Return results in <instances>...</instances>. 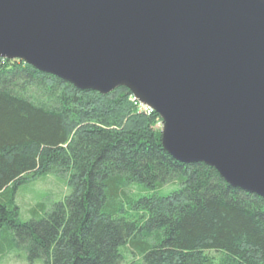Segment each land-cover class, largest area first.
<instances>
[{
    "label": "trees",
    "instance_id": "16d2710c",
    "mask_svg": "<svg viewBox=\"0 0 264 264\" xmlns=\"http://www.w3.org/2000/svg\"><path fill=\"white\" fill-rule=\"evenodd\" d=\"M160 126L125 88L80 91L0 59V258L126 264L122 248L132 264H264V200L173 161ZM51 172L69 195L21 222L18 186Z\"/></svg>",
    "mask_w": 264,
    "mask_h": 264
},
{
    "label": "water",
    "instance_id": "95a60500",
    "mask_svg": "<svg viewBox=\"0 0 264 264\" xmlns=\"http://www.w3.org/2000/svg\"><path fill=\"white\" fill-rule=\"evenodd\" d=\"M0 59L127 89L173 161L264 200V0H0Z\"/></svg>",
    "mask_w": 264,
    "mask_h": 264
},
{
    "label": "rangeland",
    "instance_id": "374dc122",
    "mask_svg": "<svg viewBox=\"0 0 264 264\" xmlns=\"http://www.w3.org/2000/svg\"><path fill=\"white\" fill-rule=\"evenodd\" d=\"M161 127V126H160ZM138 186V185H137ZM175 185H165L160 189H157L161 195H165L170 191L176 189ZM134 192L137 189L133 188ZM144 194H150L148 191H144ZM70 193V189L67 185V178L63 177L55 172L48 173L46 175H40L34 180L28 181L18 186L15 192V204L18 208V217L21 222L31 220L34 216H41L43 213L48 212L54 203L62 201ZM121 252L125 256L126 264H132L134 258L129 255L122 248ZM0 264H43L41 261L30 263L26 254L19 250H13L6 254Z\"/></svg>",
    "mask_w": 264,
    "mask_h": 264
},
{
    "label": "built area",
    "instance_id": "2783aa9c",
    "mask_svg": "<svg viewBox=\"0 0 264 264\" xmlns=\"http://www.w3.org/2000/svg\"><path fill=\"white\" fill-rule=\"evenodd\" d=\"M131 101H132L135 105H137V110H138V112H144V113H146V114H150V113H152V110H151V109H149L148 107H146V106L140 104L139 102H137L132 96H131Z\"/></svg>",
    "mask_w": 264,
    "mask_h": 264
},
{
    "label": "crops",
    "instance_id": "0c3cea01",
    "mask_svg": "<svg viewBox=\"0 0 264 264\" xmlns=\"http://www.w3.org/2000/svg\"><path fill=\"white\" fill-rule=\"evenodd\" d=\"M3 258H0V260H2Z\"/></svg>",
    "mask_w": 264,
    "mask_h": 264
}]
</instances>
